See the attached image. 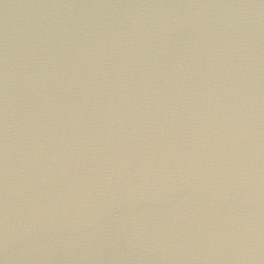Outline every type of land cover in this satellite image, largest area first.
Segmentation results:
<instances>
[{
    "label": "water",
    "instance_id": "95a60500",
    "mask_svg": "<svg viewBox=\"0 0 264 264\" xmlns=\"http://www.w3.org/2000/svg\"><path fill=\"white\" fill-rule=\"evenodd\" d=\"M0 264H264V0H0Z\"/></svg>",
    "mask_w": 264,
    "mask_h": 264
}]
</instances>
